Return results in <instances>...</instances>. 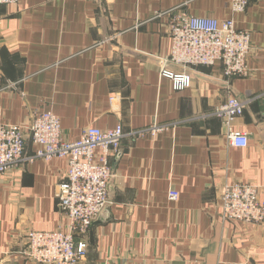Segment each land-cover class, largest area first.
Masks as SVG:
<instances>
[{
    "label": "crops",
    "instance_id": "crops-1",
    "mask_svg": "<svg viewBox=\"0 0 264 264\" xmlns=\"http://www.w3.org/2000/svg\"><path fill=\"white\" fill-rule=\"evenodd\" d=\"M233 19L249 33L248 74L227 79L219 65L195 67L189 88L175 92L161 78L169 63L168 16ZM117 94L113 106L109 98ZM244 104L229 144L215 110L229 98ZM58 116L63 138L121 125L112 159L103 220L76 237L86 244L78 264H264V223L223 221L219 191L237 182L258 188L264 201V0L233 13L230 0H18L0 6V124L28 126L35 114ZM169 130L142 137L150 127ZM27 140L24 156H32ZM117 154V155H118ZM66 159L23 162L0 176V264H33L22 255L27 231L65 230L55 195ZM169 190L178 198L168 199Z\"/></svg>",
    "mask_w": 264,
    "mask_h": 264
},
{
    "label": "built area",
    "instance_id": "built-area-1",
    "mask_svg": "<svg viewBox=\"0 0 264 264\" xmlns=\"http://www.w3.org/2000/svg\"><path fill=\"white\" fill-rule=\"evenodd\" d=\"M18 0H0V6L17 3ZM250 0H230L233 13L244 12ZM168 16V34L171 49L168 62L179 68L174 71L163 66L161 78L167 79L175 92L192 84L187 71L195 67L219 65L225 78H243L248 74L247 60L252 50L250 35L235 27L233 19L217 20L211 17H195L188 14L185 4L157 12L152 19ZM118 101L117 94L109 98L111 106ZM244 104L229 98L215 110V115L225 121L228 141L232 147L248 144L245 133L233 132V120L242 115ZM169 130V126L154 125L148 130L135 132L142 137ZM124 132L121 125L99 129L89 126L82 130L74 142L64 140L60 120L50 111L35 114L28 126L0 124V176L20 168L23 162L36 159L51 161L66 159L68 170L58 185L55 195L57 209L68 221L65 230L39 232L30 230L24 236L22 255L33 264H78L85 256L86 244L75 242L85 236L103 210L109 205V189L113 176L112 159L121 150ZM29 140L35 147L32 156H24ZM178 193L169 190L168 199L175 201ZM220 217L223 221L246 225L264 223V201L258 188L252 184L237 182L223 185L219 191ZM102 264H110L103 262Z\"/></svg>",
    "mask_w": 264,
    "mask_h": 264
},
{
    "label": "water",
    "instance_id": "water-1",
    "mask_svg": "<svg viewBox=\"0 0 264 264\" xmlns=\"http://www.w3.org/2000/svg\"><path fill=\"white\" fill-rule=\"evenodd\" d=\"M117 156H119V154ZM107 208L108 207H106L103 210V212L101 213V215L99 216V218L94 223H96V222H98V223H100V222H107L109 220V218L105 219V221L102 219L103 216L106 214ZM14 256L17 257V258H19V259H21V260H28V261H30V259L24 257L23 255H14Z\"/></svg>",
    "mask_w": 264,
    "mask_h": 264
}]
</instances>
